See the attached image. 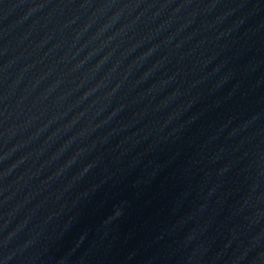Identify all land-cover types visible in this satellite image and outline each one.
Listing matches in <instances>:
<instances>
[{
    "label": "water",
    "instance_id": "1",
    "mask_svg": "<svg viewBox=\"0 0 264 264\" xmlns=\"http://www.w3.org/2000/svg\"><path fill=\"white\" fill-rule=\"evenodd\" d=\"M0 264H264V0H0Z\"/></svg>",
    "mask_w": 264,
    "mask_h": 264
}]
</instances>
